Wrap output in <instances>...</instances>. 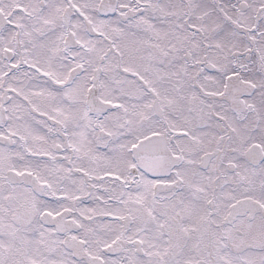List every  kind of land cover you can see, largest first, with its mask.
I'll use <instances>...</instances> for the list:
<instances>
[{
    "label": "snow or ice",
    "instance_id": "snow-or-ice-1",
    "mask_svg": "<svg viewBox=\"0 0 264 264\" xmlns=\"http://www.w3.org/2000/svg\"><path fill=\"white\" fill-rule=\"evenodd\" d=\"M0 264H264V0H0Z\"/></svg>",
    "mask_w": 264,
    "mask_h": 264
}]
</instances>
